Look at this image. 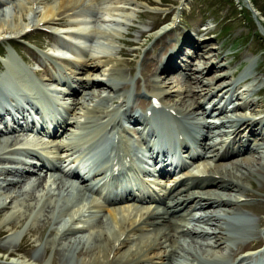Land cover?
<instances>
[{
	"label": "bare ground",
	"instance_id": "1",
	"mask_svg": "<svg viewBox=\"0 0 264 264\" xmlns=\"http://www.w3.org/2000/svg\"><path fill=\"white\" fill-rule=\"evenodd\" d=\"M44 1L8 0L0 4V41L6 42L11 38L22 37L30 28L64 26L84 32L90 41L96 43V46L89 50L74 48L79 54L75 63L71 65L72 70L62 72L59 77L48 73L46 69L41 70V78L44 82L49 83L50 86L64 85L69 92L67 98L71 99V105L67 111L71 119H63L62 116L55 118L54 125L57 130L50 141L37 142L33 152H27L29 155L38 156L39 153L50 158L48 163H43L38 168H29L27 172L0 169V212L6 210L11 212L0 223L7 228L0 230V235L8 231L6 234L8 241L13 242L18 237V234L14 232L16 229V225L12 223L14 220H17V223L24 221L41 205L39 210L43 212L42 222H44L45 218L55 210L58 199L68 194L69 186L64 181L47 182L46 180V175L59 171V164L74 151L73 146L66 142V137L72 136V133L77 130L83 131L76 139L77 144H89L98 137L105 139L110 132L108 126L111 119L122 114L131 115V110H123L128 106V101H121L117 108H101L95 103H109L114 99L112 95L119 98L122 94L124 98L128 96V100L132 97L125 83L112 82L124 75L121 68L122 62L118 59L121 51L118 50L117 43L121 37L120 28L131 23L136 17V11L141 7L140 1L147 2V0H48L43 3ZM160 21L158 20L156 24ZM152 28L150 26L149 30L139 31L137 38L140 40L145 37L149 40L150 36L147 33H150ZM159 35L157 34V37H160ZM142 45L136 44V47H142ZM208 46L207 42L202 43L197 48V51L202 52V56L194 55L199 61L194 65H191L192 62L187 64V73L193 74V77L186 73L182 74L180 79H175V75L168 77L176 71V65L172 60L161 64L159 68L157 67L160 63L158 59L150 60L147 76L152 78L153 83L150 85V82L145 80L144 94H147V97L143 99L137 97V101L139 106H145L149 105L148 98L153 97L163 107L171 108L177 114L189 117L193 121H196L195 118L201 114H213L210 118L212 121L217 120L218 124H209L208 131L203 134L204 141L209 144L203 148V152L205 153L208 149L216 152L215 147L220 143L226 144L225 150L220 154L210 155V161L201 154L191 160V166H179L178 172L182 173L169 182L171 185L166 199L161 201L157 196H155L157 201L150 197L140 199V203L159 202L161 208L140 207L137 209L124 205L108 208L105 214L100 216L96 213L98 205L92 199L87 201L81 198L79 204L67 207L68 212L65 215L68 216V222H71V225L64 230L58 228L52 232L47 241V247L41 255H32L30 246L22 248L15 245L11 250L0 248V256L20 254L18 256L22 264L46 262V264H67V262L193 264L192 261L186 263L177 260V257L183 256L179 253L185 251L182 246L186 242V239H183L184 235L190 236L187 238L189 243L204 252L211 251L214 254L223 248L229 237L224 228L225 220L219 214L205 219L207 225L216 226L210 232L203 228L189 229L184 223V217L197 207L208 210L219 207L222 208L223 214H235L240 207L246 206L243 205L244 198L252 197L247 186L252 187V182L249 180L254 178L253 169L259 166L264 170V135L256 130V127H264V107L258 100L253 99L258 81L255 80L256 84L249 87L238 88L241 82L246 80L240 78L236 82L229 81L234 78L233 72L224 71L217 74L219 70L223 71V65H219L223 60L213 62L211 58L218 59L219 51ZM131 52L135 53L136 50ZM12 55L8 53L6 57L9 71L12 73L0 78V99L5 88L10 87L18 93L28 91L31 83L35 82ZM123 55L126 56L127 52H123ZM145 62L146 59L143 58L141 65ZM69 63L71 62L67 64ZM209 73L210 80L203 84V79ZM59 81L62 84H58ZM217 81L219 83H216ZM172 84L174 86H171ZM177 84L179 88L172 91ZM119 85L123 86L121 91L117 89ZM41 87L47 86L42 84ZM104 88L108 89L107 95H103L100 91L95 92ZM90 90L92 91L89 92ZM81 92H83L82 96L78 98ZM188 100L189 103L186 105ZM222 102L224 105L219 106ZM210 103L214 105L207 110L204 106ZM230 106L232 109H229ZM137 118H139L138 123H144V117ZM164 118H166L165 112L158 110L154 113L150 124L157 125ZM178 126L181 127L180 121ZM214 129L219 132H215ZM23 132L0 131V164L10 166L16 164L15 151L24 146ZM225 135H229L231 140L228 137L224 139ZM218 139L219 143H216ZM249 139L255 141L253 146H247ZM110 141L114 142L111 138ZM124 143L120 141L118 147H122ZM233 143H239L236 151L230 147ZM248 153L252 156L251 161L248 157H244ZM235 156L237 158L232 159ZM179 157L186 156L180 154ZM4 174L11 176V180L1 179ZM197 174L207 175L209 178L194 177ZM28 177L34 178L33 190L30 193L25 190L30 180ZM260 184L259 192L264 193V182L260 181ZM156 185L160 186V183ZM91 218H98L95 229L89 228L86 224ZM61 221L58 220L57 223ZM34 230L31 225L26 229L36 235ZM172 231L177 232L180 237L173 234L174 237L171 239ZM206 235L212 236L211 239L199 240V236ZM23 238L24 235H21L20 240ZM248 246H241L240 249ZM34 247L33 245L32 249ZM49 250L51 255L46 261ZM216 257L220 261L212 264H230L222 254ZM243 260L244 258L239 262ZM197 264L207 263L197 262Z\"/></svg>",
	"mask_w": 264,
	"mask_h": 264
},
{
	"label": "rangeland",
	"instance_id": "2",
	"mask_svg": "<svg viewBox=\"0 0 264 264\" xmlns=\"http://www.w3.org/2000/svg\"><path fill=\"white\" fill-rule=\"evenodd\" d=\"M45 0L43 3H46ZM156 4H161L164 8L162 11L167 12L168 9L172 7V10L175 11L177 7L174 5H178L179 0H148ZM218 1L221 0H188L186 5H184V8L181 13V20L183 21V24L185 23V17H190L189 19H195V20H204V19H214V23L216 24L215 34L214 38H218L217 40L212 39L209 42V46L214 47L215 49L218 48L219 50V60H223L222 64L227 65L228 67L225 69L223 68V71L220 70V72H217V74H220L222 72H234L235 75L233 79H229L232 81H237L239 78H241L244 74H250L253 79L261 80V82L258 85L259 87H264V53L258 54V56H255L257 53H260L259 48L261 45L264 44V19L261 17V14L255 10L252 6V4H248L247 8L244 4L245 0H226L222 1L221 4H217ZM248 1V0H246ZM245 1V2H246ZM217 4L214 6V8L210 9L209 6ZM143 6H145V3H142ZM256 7L261 10V13L264 15V0H256ZM253 12V16L250 12V10ZM142 11H152L149 6H145V8L142 9ZM184 12V13H183ZM238 12H243V17L233 19V14ZM187 15H186V14ZM185 16V17H184ZM250 16V17H248ZM139 17V16H138ZM230 17L232 20L230 22H226L227 26H229L228 32L221 31L223 18ZM258 19L262 21V24L259 23ZM155 18L152 16H149V14H144L140 16L139 18H136L131 25L129 24L123 28H121V31L123 32L121 35V43H119L120 48H125L129 51L131 54H129V57H125L124 59H121L122 67L123 69L128 68L130 71L126 70L129 74H125L122 79L117 80L120 82V80H125V82L128 84V88L134 87L135 90L142 91L143 90V84H145V80L147 79V70L149 68L148 62H145L144 65H140L139 62H137L138 57L141 58L142 56L145 57L146 60H149L151 57L155 58L157 55V52L163 51V49L159 48L160 46L159 41L156 43V45L153 46V48H150L151 44L153 43V40H150L149 42L145 43L146 46L143 49H140L138 47H135L136 44L141 43L140 40L137 38L139 31L146 30L151 26ZM255 20V21H254ZM206 27H211V24L207 21ZM225 23V24H226ZM155 33V32H154ZM258 39H260V43L256 42ZM236 40V42H234ZM248 40L249 42L246 45L245 42ZM262 40V42H261ZM21 43V53H23L24 58H27V52L29 51L31 54L32 50H30L26 46V41H22ZM40 43L43 45H49L52 43L51 40H49L47 37H43L39 40ZM12 45L16 49V45L12 43ZM5 46H10L9 44H5ZM132 50H136V52H131ZM165 50V49H164ZM146 51L145 54H143ZM18 52V51H17ZM0 53H4V48L0 46ZM136 56V57H135ZM254 56V57H252ZM214 60V59H213ZM178 64L182 67L184 66V62L177 60ZM205 61V60H204ZM248 61V63L246 62ZM241 65V67H240ZM236 70L238 72H236ZM210 74L206 75L205 79H203V84L207 83L208 80H210L211 77H208ZM209 78V79H208ZM114 81V80H113ZM216 83H219L217 81ZM178 88V87H177ZM176 89V88H175ZM102 91V90H101ZM95 92H99V90H96ZM143 98V96H142ZM255 98V97H254ZM256 99V98H255ZM260 101L264 100V95L259 98ZM134 104H136L134 98L132 100ZM264 106V102L262 103ZM211 107V106H209ZM208 107V108H209ZM201 117V116H200ZM191 125H194V122H190ZM201 128V127H200ZM202 129V128H201ZM204 130V129H202ZM259 130V128L257 129ZM264 132V129H263ZM237 145H235L236 147ZM251 161V159L249 160ZM254 171V177L256 180L253 181V187H249V191L251 192L250 195L252 197L246 198V207L241 208L240 215L237 217H233L236 221L240 222H246V230L248 233H255L256 237L254 238L255 241H262V237H264V193L259 192V185L258 180H263L264 177L260 174L264 171ZM256 182V183H254ZM256 189V190H255ZM11 212H0V223L2 220L7 218ZM17 221V220H14ZM229 231H233L232 227H228ZM237 233V232H235ZM47 230L45 231V237L47 236ZM239 234V233H237ZM245 234H239V237L243 240L245 238ZM4 238V237H3ZM3 238L0 239V245L3 244Z\"/></svg>",
	"mask_w": 264,
	"mask_h": 264
}]
</instances>
